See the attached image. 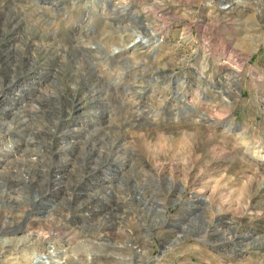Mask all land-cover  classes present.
I'll use <instances>...</instances> for the list:
<instances>
[{"label": "rangeland", "instance_id": "obj_1", "mask_svg": "<svg viewBox=\"0 0 264 264\" xmlns=\"http://www.w3.org/2000/svg\"><path fill=\"white\" fill-rule=\"evenodd\" d=\"M173 154L200 157L186 180ZM48 243L60 264H264V0H0V264Z\"/></svg>", "mask_w": 264, "mask_h": 264}, {"label": "clouds", "instance_id": "obj_2", "mask_svg": "<svg viewBox=\"0 0 264 264\" xmlns=\"http://www.w3.org/2000/svg\"><path fill=\"white\" fill-rule=\"evenodd\" d=\"M237 2H238V4L242 5V4L246 3V0H237ZM241 11H243V9H241ZM254 16H255V13H253V17ZM253 17H250V19ZM199 159H200L199 156H195L192 154H189L187 157H183V158H177L175 156V154H173L172 157H166L163 160L161 167H163V165H167L168 168H171L174 164H183V167L178 169V172L182 173V176H178L177 178L186 180L188 177V173L192 171L193 166H195V162ZM208 163H211V161L205 160V164H208ZM204 171H205V168L201 167L198 172H195L193 174V177H192L193 181H195V177L199 176L200 173L204 172ZM205 187H207V184H205ZM190 190L202 192L204 189L203 188L197 189L193 186V187H191ZM208 200H209V204H208V207L206 209L205 228H204V232H205L206 236L209 235V229H211L213 227L212 216L216 215L222 209L223 203H224L223 201H221V203L216 204L215 200H213L211 198V195H209ZM213 204H215V211H213ZM165 220H166V216H164V215L152 218L150 226L153 229H155V234L159 237L164 234L165 230L163 229L162 226H163ZM229 223H233V222H229ZM233 226H235L234 223H233ZM221 231H224V230L216 228V232H221ZM200 239H205V237H200ZM231 239H232V237L228 236L227 232L225 231L223 241L227 242L228 240H231ZM8 259H13L14 264H15L16 258L8 257Z\"/></svg>", "mask_w": 264, "mask_h": 264}, {"label": "bare ground", "instance_id": "obj_3", "mask_svg": "<svg viewBox=\"0 0 264 264\" xmlns=\"http://www.w3.org/2000/svg\"><path fill=\"white\" fill-rule=\"evenodd\" d=\"M93 1V0H90ZM107 6L108 2H107ZM90 7V5L88 6ZM132 18H137L136 15L132 14L131 15ZM143 25V24H142ZM141 25V28L143 27ZM144 30V29H143ZM149 33V32H148ZM135 36V38L133 39L132 44L133 45H138L141 47H148L150 45H152L153 43L157 44L158 42H160L161 40L159 38L156 39H152L149 35L148 36H143L141 33H139L138 31H134L133 32ZM49 38V37H48ZM118 49L115 47L113 49V52L117 51ZM11 83V82H10ZM229 90V89H228ZM224 91V90H223ZM217 92L222 93V89L221 90H217ZM98 101V100H97ZM98 113V112H97ZM96 115V114H95ZM101 115V114H100ZM94 116V115H93ZM23 121V120H22ZM92 121V120H91ZM23 123V122H22ZM90 123V122H88ZM70 131V130H69ZM71 132H74V130L70 131V134L72 135ZM83 135V134H82ZM72 142V141H71ZM67 144V143H66ZM205 200H208V196H205ZM51 202V200H49ZM23 239V238H22ZM43 240V237L40 236L39 234H35V236L30 237L29 238V243L31 245H39ZM35 246V247H36ZM34 252H33V259H32V264H60L61 261L64 262L65 257L67 255L66 250H61L58 249L56 247V245L54 243H48V245L46 246H42V248L38 249V248H34ZM40 250V251H39ZM37 251L40 253L38 254ZM42 251V252H41ZM68 256V255H67ZM67 260V259H66ZM65 260V261H66ZM68 263V262H67Z\"/></svg>", "mask_w": 264, "mask_h": 264}]
</instances>
